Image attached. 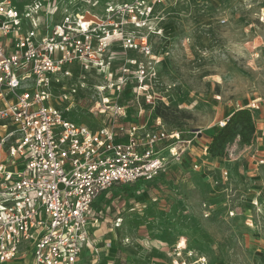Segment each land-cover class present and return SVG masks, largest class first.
Returning <instances> with one entry per match:
<instances>
[{
    "label": "rangeland",
    "instance_id": "rangeland-1",
    "mask_svg": "<svg viewBox=\"0 0 264 264\" xmlns=\"http://www.w3.org/2000/svg\"><path fill=\"white\" fill-rule=\"evenodd\" d=\"M31 1L13 5L22 11ZM61 1L68 12L96 21L102 64L100 72L76 67L63 88L54 89L53 103L66 120L92 130L111 125V110L92 109L108 97L138 125L159 123L187 136L200 132L191 148L199 154L194 162L184 157L150 181L114 186L98 199L102 234L111 244L107 254L117 263L170 264L167 252L179 243L206 264H264V216L257 217L249 180L241 176L247 172L244 155L255 148L256 126L264 123V0ZM141 5L152 8L149 16L138 12ZM107 72L113 80L123 76L119 92H98ZM70 86L77 91L64 113L68 104L59 96ZM257 99L248 143L235 136L202 155L218 123ZM230 184L233 207L224 196ZM29 262L31 257L22 260ZM80 264H90L88 257Z\"/></svg>",
    "mask_w": 264,
    "mask_h": 264
},
{
    "label": "built area",
    "instance_id": "built-area-1",
    "mask_svg": "<svg viewBox=\"0 0 264 264\" xmlns=\"http://www.w3.org/2000/svg\"><path fill=\"white\" fill-rule=\"evenodd\" d=\"M140 7L150 15L151 7ZM95 24L84 13L68 12L61 0H33L22 11L13 0H0V264L22 254L30 255L29 264H76L100 221L95 201L114 186L164 173L199 139L200 132L138 125L108 97L92 109L111 110V125L92 130L65 119L53 103L54 89H62L76 67L101 71ZM112 75L106 73L99 93L120 91L123 76ZM76 91L70 86L60 93L68 104L64 113ZM167 255L170 264H206L179 243Z\"/></svg>",
    "mask_w": 264,
    "mask_h": 264
},
{
    "label": "crops",
    "instance_id": "crops-1",
    "mask_svg": "<svg viewBox=\"0 0 264 264\" xmlns=\"http://www.w3.org/2000/svg\"><path fill=\"white\" fill-rule=\"evenodd\" d=\"M259 101L260 100L257 99L255 101V104H251L253 109L259 110V106H258ZM256 128H257L256 133L258 134V136L256 139L257 141L255 144V148L253 152L249 151V153L244 155V160L245 162H247V172L242 173L241 176L242 178L249 180L248 181L249 185L247 189L249 190V193H250L249 195L250 201H253V203H255V204H252V207L253 209L256 210L257 217H259V216H264V123L257 125ZM198 155L194 151V149H190V152L187 153L185 157H189V159H191V161L193 160L192 162H194L195 158L198 157ZM202 155H206V153ZM227 179H228V175H227ZM227 179L224 182H227ZM226 189L228 190L226 191V194L224 195L226 198L225 203L227 206L233 207L235 203H234V199H230V198H233V196L230 195L231 190H232L231 184L229 187H226ZM98 199L95 201L93 208L95 212L97 213V215L99 216V220H100L101 219L100 212H98L95 209ZM248 221H252V220H248ZM91 241H92L91 247L84 248L82 250L80 258L76 264H80L81 261H83L85 256L88 257V262H90V264H96L101 254H104L105 257L102 259L103 261L100 260L102 262H100L99 264H124V262L117 263L114 258V255L110 256V254L109 255L107 254L108 251L111 250V244L107 242L106 238L102 234V226H101L100 221H99V224L92 230ZM28 257H30L29 254H26V255L22 254L17 259H15L14 261L8 264H23L22 260L28 259ZM120 261H124V260L121 259Z\"/></svg>",
    "mask_w": 264,
    "mask_h": 264
},
{
    "label": "trees",
    "instance_id": "trees-1",
    "mask_svg": "<svg viewBox=\"0 0 264 264\" xmlns=\"http://www.w3.org/2000/svg\"><path fill=\"white\" fill-rule=\"evenodd\" d=\"M255 134V126L249 109L234 111L227 119L225 126L218 130L208 144V154L214 153L216 145L222 146L233 137L239 136L241 141L248 143L249 137Z\"/></svg>",
    "mask_w": 264,
    "mask_h": 264
},
{
    "label": "bare ground",
    "instance_id": "bare-ground-1",
    "mask_svg": "<svg viewBox=\"0 0 264 264\" xmlns=\"http://www.w3.org/2000/svg\"><path fill=\"white\" fill-rule=\"evenodd\" d=\"M180 245V244H179Z\"/></svg>",
    "mask_w": 264,
    "mask_h": 264
}]
</instances>
